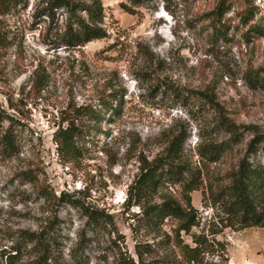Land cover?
I'll use <instances>...</instances> for the list:
<instances>
[{"label": "rangeland", "instance_id": "374dc122", "mask_svg": "<svg viewBox=\"0 0 264 264\" xmlns=\"http://www.w3.org/2000/svg\"><path fill=\"white\" fill-rule=\"evenodd\" d=\"M82 1L90 8L84 17L106 32L83 45L67 44L68 11L46 10L45 0H26L0 16L7 38L0 45V108L22 137L18 154L0 155V247L11 245L16 230H38L57 215L69 261V248L86 231L89 264H116L120 249L142 264H264V222L243 225L216 200L242 159L264 165V142L249 149L264 135V84L247 81L249 70L264 67V33L251 27L264 25V0L234 2L225 36L212 27L219 0ZM250 5L254 18L242 24L239 12ZM37 68L46 71L43 85L35 82ZM223 119L236 126L237 139ZM69 124L74 151L65 154L56 138ZM180 131L186 139L178 162L190 164L199 188L186 192L184 181L168 178L148 200L169 196L185 204L192 197L199 216L192 231L202 245L191 262L176 244L173 219L157 230L136 216L139 205L124 208L140 159L163 154ZM220 143L229 149L217 161L202 158L200 146ZM63 192L104 209L113 224L89 225L82 207L59 200ZM164 231L171 243L161 242ZM184 240L196 245L191 235ZM142 243L151 251L140 259Z\"/></svg>", "mask_w": 264, "mask_h": 264}, {"label": "trees", "instance_id": "16d2710c", "mask_svg": "<svg viewBox=\"0 0 264 264\" xmlns=\"http://www.w3.org/2000/svg\"><path fill=\"white\" fill-rule=\"evenodd\" d=\"M238 0H219L216 8L212 12V27L221 35H226L231 24V18L226 17V13L232 4ZM46 10H54L57 8H66L69 16L64 26L65 39L67 44L83 45L93 39H99L106 36V32L102 27L89 22L83 15L89 10L88 3L82 0H45ZM26 0H0V16L12 13L19 8L26 7ZM253 5L247 6L240 11L242 24L250 23L255 15ZM55 13L51 15L55 20ZM256 33H264V25H251ZM7 38L5 33L0 30V45L5 43ZM141 54L151 56V51H143ZM45 69L40 74L37 68L35 74V82L40 85L45 83ZM264 67L258 71L252 69L248 72L247 81L251 87L256 88L264 84ZM11 123L6 126L5 121ZM14 118L5 109L0 108V155L4 158L12 157L19 153L22 141L21 135L14 127ZM225 125V129L235 133L232 137L237 139L240 133H237L236 126L228 119L221 121ZM71 125L61 128L57 131L56 141L58 148L63 150L65 154L74 151L73 140L66 137L65 134ZM186 133L182 131L175 134L165 148V152L151 161L147 158L140 159V172L137 177L129 185L128 197L125 200L124 208L130 209L134 205H139L141 211L136 214L141 222L153 229L162 230V225L167 218L175 221L172 232L175 234L174 239L181 250V255L190 262L196 259L199 253L202 241L199 235L193 233V228L199 224V216L196 207L192 204V197H185V204L181 203L174 197L166 196L161 202H152L149 194L157 189L164 179H173L176 182H185L186 192H192L199 188L196 172L188 163L178 162L184 151V143ZM264 142V135L256 136L250 143V150L255 152L258 146ZM229 149L228 144H212L205 147H199V153L203 159L207 161H217ZM189 177V178H188ZM189 179V180H188ZM227 183L223 185L217 192L216 200L220 201L227 213L233 215L243 225H261L264 222V165L255 161H250L249 157H245L240 162L236 171L229 173ZM61 202H68L75 206L83 208L88 217V224L95 227L106 226L108 223L113 224L112 216L104 209L90 207L81 203L72 193L63 192L59 196ZM47 222V221H46ZM64 222L57 215L49 220L44 226L38 230L18 229L13 233L10 239L12 243L9 246L0 247V264L4 261L7 264H89L90 259L86 253L85 236L79 235L80 239L75 246L69 248L67 255L69 261L65 257L66 235L64 233ZM165 238L161 241L171 243L173 237L166 231L163 232ZM184 235H191L195 246L185 242ZM150 252L151 245L142 243L137 246L139 258L142 253ZM28 257L23 261L24 257ZM120 256L116 264H142V261H136L130 254L120 249ZM160 264H171L168 260H162ZM176 264H182L177 261Z\"/></svg>", "mask_w": 264, "mask_h": 264}]
</instances>
